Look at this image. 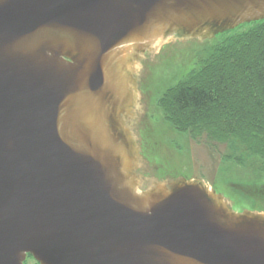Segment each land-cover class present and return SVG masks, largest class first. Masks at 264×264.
Returning a JSON list of instances; mask_svg holds the SVG:
<instances>
[{"label":"water","instance_id":"obj_1","mask_svg":"<svg viewBox=\"0 0 264 264\" xmlns=\"http://www.w3.org/2000/svg\"><path fill=\"white\" fill-rule=\"evenodd\" d=\"M264 0H0V264H264V213L200 179L138 189L129 67Z\"/></svg>","mask_w":264,"mask_h":264},{"label":"rangeland","instance_id":"obj_2","mask_svg":"<svg viewBox=\"0 0 264 264\" xmlns=\"http://www.w3.org/2000/svg\"><path fill=\"white\" fill-rule=\"evenodd\" d=\"M243 27L239 25L207 38L170 36L145 50L144 55L129 66L137 73L134 84L140 105L133 108L135 116L128 118L130 134L141 157V163L132 168V172L140 176L139 190L147 189L154 181L167 183L196 178L224 196L234 211L246 209L264 213V172L258 171L256 158H247L240 166L220 156L227 153L223 145L218 144L220 153H217L195 143L165 121L156 103L167 87L197 68L216 43ZM25 262L36 264L33 258Z\"/></svg>","mask_w":264,"mask_h":264},{"label":"trees","instance_id":"obj_3","mask_svg":"<svg viewBox=\"0 0 264 264\" xmlns=\"http://www.w3.org/2000/svg\"><path fill=\"white\" fill-rule=\"evenodd\" d=\"M243 25L156 103L177 132L217 153L223 145L220 156L240 166L256 158L264 172V18Z\"/></svg>","mask_w":264,"mask_h":264},{"label":"flooded vegetation","instance_id":"obj_4","mask_svg":"<svg viewBox=\"0 0 264 264\" xmlns=\"http://www.w3.org/2000/svg\"><path fill=\"white\" fill-rule=\"evenodd\" d=\"M29 255V254H28ZM28 255L26 256V259H28L29 257H28ZM30 257L32 258V256L30 255ZM26 259L24 260V264L26 263L27 264V262H25L26 261ZM34 260V259H33ZM36 262V264H39L37 261H35Z\"/></svg>","mask_w":264,"mask_h":264},{"label":"bare ground","instance_id":"obj_5","mask_svg":"<svg viewBox=\"0 0 264 264\" xmlns=\"http://www.w3.org/2000/svg\"><path fill=\"white\" fill-rule=\"evenodd\" d=\"M156 44H158V41H157V43H154L152 46H155Z\"/></svg>","mask_w":264,"mask_h":264}]
</instances>
